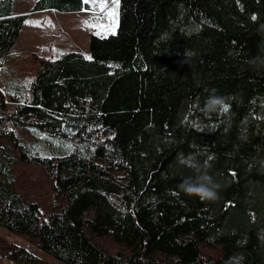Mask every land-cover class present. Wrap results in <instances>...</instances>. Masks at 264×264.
<instances>
[{"label":"trees","instance_id":"obj_1","mask_svg":"<svg viewBox=\"0 0 264 264\" xmlns=\"http://www.w3.org/2000/svg\"><path fill=\"white\" fill-rule=\"evenodd\" d=\"M88 7L35 0L31 14ZM27 19L0 0V69ZM262 26L264 0H120L89 58L0 85V227L28 246L0 235V264H44L30 249L63 264H264V70L248 63ZM211 95L228 111H205ZM193 165L217 201L179 187Z\"/></svg>","mask_w":264,"mask_h":264},{"label":"rangeland","instance_id":"obj_2","mask_svg":"<svg viewBox=\"0 0 264 264\" xmlns=\"http://www.w3.org/2000/svg\"><path fill=\"white\" fill-rule=\"evenodd\" d=\"M34 3L35 0H13V13L27 14L28 19L11 52L2 60L0 85L3 87L10 80H16L19 84L27 86L39 69L41 61L47 58H59L67 52L80 53L89 58V41L91 36L102 37L95 34L96 30L94 28L88 26L89 24L101 23L94 19L90 11L58 12L47 10L31 14ZM102 23L106 24L107 21ZM117 26L118 22L116 28ZM109 35L112 34L109 32L103 35V37ZM32 139L34 138L31 136L27 140L30 142ZM50 142L54 148L61 146L57 140H51ZM40 144L43 148L44 143ZM69 147L70 144L68 142L63 143V149H70ZM35 173L31 169L27 173V176L32 179V187L38 188ZM0 235L5 236L20 246L28 247L23 239L11 236L2 227H0ZM30 251L39 257L44 264H63L38 250L30 249Z\"/></svg>","mask_w":264,"mask_h":264},{"label":"clouds","instance_id":"obj_3","mask_svg":"<svg viewBox=\"0 0 264 264\" xmlns=\"http://www.w3.org/2000/svg\"><path fill=\"white\" fill-rule=\"evenodd\" d=\"M264 27V26H262ZM262 39L258 45L257 54L248 61L249 65L256 70H264V31L259 32ZM186 55V54H185ZM191 55V53L187 54ZM228 108L225 98L218 95H211L206 101L205 111L211 113L218 109ZM202 131V130H201ZM196 175L194 177H186L179 187L188 196H195L202 202H215L219 199L220 185L215 182L212 176L206 172H201L199 168L193 165ZM242 255L230 258L228 264H241Z\"/></svg>","mask_w":264,"mask_h":264},{"label":"snow or ice","instance_id":"obj_4","mask_svg":"<svg viewBox=\"0 0 264 264\" xmlns=\"http://www.w3.org/2000/svg\"><path fill=\"white\" fill-rule=\"evenodd\" d=\"M120 0H82V4L89 5L87 10L90 11L96 21H100L101 23L89 24L90 28H94L96 30L95 34L103 35L115 34V28L118 22V8H119ZM257 17L255 15L252 16V19L255 20ZM107 21V23H102ZM222 111L227 112L228 108L222 109Z\"/></svg>","mask_w":264,"mask_h":264},{"label":"built area","instance_id":"obj_5","mask_svg":"<svg viewBox=\"0 0 264 264\" xmlns=\"http://www.w3.org/2000/svg\"><path fill=\"white\" fill-rule=\"evenodd\" d=\"M4 263H6V264H13L12 261H9V260H7V259H4Z\"/></svg>","mask_w":264,"mask_h":264}]
</instances>
